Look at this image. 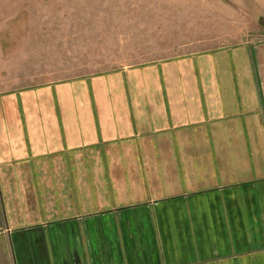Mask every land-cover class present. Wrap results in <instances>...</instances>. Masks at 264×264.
<instances>
[{
  "label": "crops",
  "instance_id": "crops-1",
  "mask_svg": "<svg viewBox=\"0 0 264 264\" xmlns=\"http://www.w3.org/2000/svg\"><path fill=\"white\" fill-rule=\"evenodd\" d=\"M0 264H264V41L0 95Z\"/></svg>",
  "mask_w": 264,
  "mask_h": 264
},
{
  "label": "rangeland",
  "instance_id": "rangeland-1",
  "mask_svg": "<svg viewBox=\"0 0 264 264\" xmlns=\"http://www.w3.org/2000/svg\"><path fill=\"white\" fill-rule=\"evenodd\" d=\"M264 41V0H0V95Z\"/></svg>",
  "mask_w": 264,
  "mask_h": 264
}]
</instances>
